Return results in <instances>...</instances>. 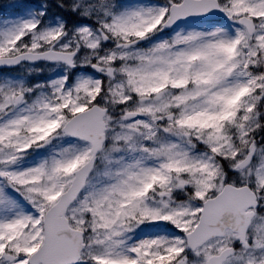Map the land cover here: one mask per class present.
Returning <instances> with one entry per match:
<instances>
[{"label": "snow or ice", "instance_id": "snow-or-ice-1", "mask_svg": "<svg viewBox=\"0 0 264 264\" xmlns=\"http://www.w3.org/2000/svg\"><path fill=\"white\" fill-rule=\"evenodd\" d=\"M7 7L0 264H264V0Z\"/></svg>", "mask_w": 264, "mask_h": 264}, {"label": "rangeland", "instance_id": "rangeland-1", "mask_svg": "<svg viewBox=\"0 0 264 264\" xmlns=\"http://www.w3.org/2000/svg\"><path fill=\"white\" fill-rule=\"evenodd\" d=\"M13 1H16V0H13Z\"/></svg>", "mask_w": 264, "mask_h": 264}]
</instances>
